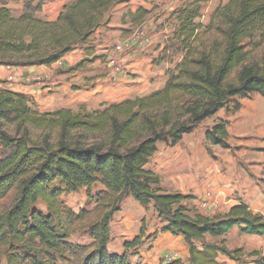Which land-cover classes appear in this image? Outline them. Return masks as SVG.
I'll list each match as a JSON object with an SVG mask.
<instances>
[{
	"label": "trees",
	"instance_id": "16d2710c",
	"mask_svg": "<svg viewBox=\"0 0 264 264\" xmlns=\"http://www.w3.org/2000/svg\"><path fill=\"white\" fill-rule=\"evenodd\" d=\"M9 1L18 0L0 1V66L26 68L52 67L108 24L118 6L132 0H75L55 21L36 16L44 0H25L19 15L8 8ZM203 3L190 0L174 11L178 24L174 43L185 55L164 87L147 96L103 102L95 111L81 106L77 112L62 108L42 113L28 96L0 90V200L18 189L15 203L0 218V246L8 264H132L128 252L160 232L183 238L189 264H222L220 255L236 261L244 253L226 245L225 237L235 227L245 235L264 236V216L254 214L247 204L238 203L221 216L192 214L188 202L195 198L163 191L157 187L160 177L147 169L158 144L175 147L231 99L264 98V62L245 65L244 44L257 34L264 36V0H228L220 5L204 32L214 30L222 41L197 51ZM128 15L132 26H139L149 11L140 7ZM233 74L236 82L229 81ZM33 130L43 132L42 137L34 139ZM227 135L226 124L218 123L207 130L206 139L230 149ZM96 185L104 190L93 195ZM83 189L89 201L103 207L102 218L88 229L92 249L70 242L67 226L81 216L63 201ZM127 197L145 208L154 205L165 225L151 236L143 219L138 236L124 243L125 253L112 254L110 225ZM40 203L46 212L38 208ZM207 236L221 242L207 243ZM248 257L256 258L254 264H264L260 251Z\"/></svg>",
	"mask_w": 264,
	"mask_h": 264
},
{
	"label": "rangeland",
	"instance_id": "374dc122",
	"mask_svg": "<svg viewBox=\"0 0 264 264\" xmlns=\"http://www.w3.org/2000/svg\"><path fill=\"white\" fill-rule=\"evenodd\" d=\"M189 1L140 0V2L149 4L150 12L145 19L146 22L159 28L166 27L170 35L174 34L178 27L173 16L174 11ZM227 2L228 0H204L202 17L197 21L201 28L200 40L196 44L197 51L210 50L216 41L221 43L222 36L220 34L214 30L204 32V27L210 23L216 9ZM19 6L18 2L11 5L14 15L20 14L18 12ZM128 11H130L129 6L122 10L125 16ZM137 26L131 24L129 29L131 30ZM261 35L257 34L252 40L245 41V52H247L245 65L263 64L264 36ZM174 45H176V49H174V53L170 58L172 66L179 60L182 62L185 55L178 43H174ZM95 59L97 57H94L93 61ZM162 60L164 59L162 58ZM121 72L125 74V71L122 70ZM167 72L166 81L163 80L164 76L161 78L159 76V79H157L162 83V86L169 80L170 75L175 73V69H170ZM236 76L237 74H233L229 81L236 82ZM38 78L39 76L32 78L30 83H47L46 79L45 81H39L42 78ZM9 84L7 81H2L0 90H8ZM47 87L43 85L42 90ZM52 93L42 94L39 101L35 97L32 99L40 112H54L62 108L77 112L81 106H85L90 111H95L100 108V102L102 101V98H98L82 105L78 103H60V101L58 102V95L53 98L48 97ZM149 93L150 91L147 95ZM144 94L140 96H146ZM218 123H225L227 126L230 149L213 146L206 139L207 130L212 129ZM10 130L15 132L16 128L11 127ZM42 135L43 132L41 131H32V136L36 140L40 139ZM56 141L57 133L54 134V142ZM147 169L160 177V184L157 187H160L163 191L180 192L193 196L197 202L195 200L188 202L192 214L194 212L205 214V210L202 209V198L206 194L212 193L213 200L216 201L218 195L222 196L224 191H228L236 204L245 203L254 214L264 216V98L253 95L231 99L226 108L222 109L216 116L202 122L193 133L185 135L183 140L175 147L166 143L158 144V151L151 158ZM102 190H104L102 185H96L91 189V193L95 195ZM17 197L18 189H14L8 196L0 200V218L13 206ZM63 201L74 214L81 216L73 224L67 226L71 234L70 242L74 245L88 246L92 249L93 240L88 229L102 218L103 207L95 201H89L86 189L64 196ZM38 208L46 212L44 204L40 203ZM224 214L223 211L220 213L212 212L207 216L214 217ZM143 219L146 220L147 234L151 236L156 232H160L165 225L159 218L154 205L145 208L140 206L132 197L125 198L121 211L115 214L110 225L112 241L109 245V251L112 254L123 255L125 253L124 243L138 236ZM235 228L228 235L226 245L232 250L243 249L244 253L236 261L222 256L221 263L254 264L256 258L248 256L255 250L264 253V240L257 237H249V239L243 240L247 237H244L240 230H235ZM157 237L150 241L146 240L145 244L139 249L128 252L132 264H157L158 259L161 263L180 260L184 264H189V259L188 261L183 259L188 254V247L184 245L185 251L182 247L184 243H179L177 239L173 241L174 247L172 249H166L165 246L159 258L149 254ZM206 242L220 243L221 239H209ZM162 243L160 244L162 247L167 245L165 242ZM199 246H202V244L199 243ZM0 264H8L5 249L2 246H0Z\"/></svg>",
	"mask_w": 264,
	"mask_h": 264
},
{
	"label": "crops",
	"instance_id": "0c3cea01",
	"mask_svg": "<svg viewBox=\"0 0 264 264\" xmlns=\"http://www.w3.org/2000/svg\"><path fill=\"white\" fill-rule=\"evenodd\" d=\"M74 1L44 0L41 10L36 13V16L46 21H55L64 7ZM16 2L20 5L18 12L21 14L26 5L25 0L9 1L7 6L13 9L11 5L16 4ZM128 6L130 7V11L125 16L122 10ZM140 7L150 12L149 4L140 2V0H132L129 4L118 6L112 12V18L108 24L101 27L85 45L66 55L52 67H0V80L10 83L8 90L24 94L31 99L35 97L37 101H39L42 94L53 92L48 96L49 98L58 95V102L60 101V103H78L81 105L98 98H102L100 104L103 102H121L126 99L142 97L140 95L144 93L147 96L149 91V94H151L154 91L162 89L164 86L157 80L159 76L160 78L164 76L163 80L166 81L167 71L175 69L181 62L179 60L172 66V62L170 61L172 53H174V49L171 46L174 43L175 37L174 34L170 35L166 27L159 28L152 23L148 24L146 20L136 28L134 27L130 30L129 25L131 26V23L128 14L135 12ZM129 31L131 32L129 33ZM138 31L149 35L153 40L154 46L144 48L134 55V57L128 53H117L116 48L122 45L131 34ZM111 56L117 57L121 71H125V74L121 71H116L108 63V58ZM94 57H97V59L93 61ZM84 60L86 62L82 67L72 70L73 67ZM37 76H39L38 79L42 78L39 81H45L46 79L47 83L31 84L32 78ZM43 85L48 87L42 90ZM222 194V196L218 195L216 202L224 214L236 202L228 191H224ZM200 213L203 215L210 214L206 212L205 214ZM236 229L238 228L236 227ZM243 235L247 237L243 238V240L249 239V237H257L264 240V236ZM175 239L179 243H184L182 237H176L169 233H160L149 254L159 258L165 246L166 249H172L174 247L173 241ZM209 239L217 240L207 236L206 241H209ZM225 240L228 241V236L225 237ZM162 242H165L167 245L160 246V244H163ZM184 245L185 243L182 244V247L186 251ZM189 257L188 250V254L183 259L188 261ZM221 257L222 255L218 257L220 263L222 262L220 260ZM160 263L161 261L158 259L157 264Z\"/></svg>",
	"mask_w": 264,
	"mask_h": 264
},
{
	"label": "built area",
	"instance_id": "2783aa9c",
	"mask_svg": "<svg viewBox=\"0 0 264 264\" xmlns=\"http://www.w3.org/2000/svg\"><path fill=\"white\" fill-rule=\"evenodd\" d=\"M153 45V40L149 35H146L142 31L135 32L131 34L127 40L116 48L117 53H128L131 56L136 55L138 52L146 47H151ZM108 63L113 66L116 71H120V64L116 56H111L108 58ZM202 209L206 213L221 212L219 204L213 200V194L208 193L202 198ZM264 255V253L262 252Z\"/></svg>",
	"mask_w": 264,
	"mask_h": 264
}]
</instances>
